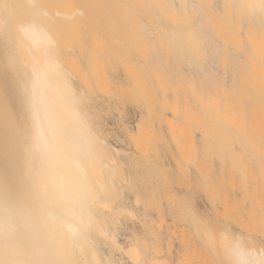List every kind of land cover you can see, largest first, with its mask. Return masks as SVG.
<instances>
[{
  "label": "bare ground",
  "instance_id": "obj_1",
  "mask_svg": "<svg viewBox=\"0 0 264 264\" xmlns=\"http://www.w3.org/2000/svg\"><path fill=\"white\" fill-rule=\"evenodd\" d=\"M224 1L226 2V0H221V3ZM229 1L234 3L236 10L242 8L244 11V14H241L248 21L247 25H249L251 36L247 31V38L250 36V44L231 43L235 42V38H240V35L238 36L235 31L238 32L237 30L243 27L240 26L241 23L234 26L222 22L220 25L219 21L211 20V18L220 17L223 14L218 11L220 6L215 4L206 8L208 10L204 9L205 7L200 10V7L197 6L198 3L182 4L181 8L185 9V12H189V14L191 11L195 12V18L194 16L192 18L195 20L191 19L192 14L187 13L192 22L188 20V24L184 23V26H173L172 24V26H168L167 22L163 23L161 19L152 23L141 20L137 30L139 29L141 36H171L172 41H177L179 36H187L193 40L196 39L195 36H198L197 38L201 39L199 42L205 39V47H208L209 52H212L211 55L215 53V57L207 58L206 66H203L206 69L209 67L207 64L210 65L212 67L210 70L214 72L213 67L220 64L218 63L219 59L217 61L215 58L222 51H227L230 54L237 49L239 54L243 55L248 52L247 49H250L252 53H264V0ZM50 2L55 4L60 1L0 0V49L3 60L2 68H0V73H2L0 80L3 83L0 82L2 85L0 92H4L0 96L3 95L6 100V105L3 104L4 102L0 103L1 106H6V109L4 106L1 107L6 112L0 111L3 114V116L0 115V123H2V117L7 116L6 119L4 118L7 120L4 132H0V264H179V261L187 255L202 254L207 249L204 248V240L197 230V225L202 221L196 211L194 212L196 214H191V222L179 225V227L183 226L178 229L181 234L175 233L172 241H168L169 245L168 243L164 245V243L170 239V236L169 238H159L157 235L159 232L154 234L143 226L150 215L145 202L142 201L141 189L136 178L140 172L149 169L150 165L144 161L145 157L143 158L144 154L141 153V150H137L119 161L120 155H122L121 149L110 145L102 135L95 117V106L90 107L93 101L90 98V102L88 97L92 95H87L86 90L77 87L75 84L77 78L74 79L75 82L73 81V78L76 77L73 75L74 72L64 65L66 62L60 55L62 52L60 49H64L63 46L61 48L60 45L58 46L60 41H58L59 38L57 40V36H60L65 30L75 29L81 24L83 26V23L88 20V13L92 12V8H89V11L81 6H68V9H63L57 6L52 7ZM168 3V8H170L168 16L173 17V9L176 5H172L173 2L170 0ZM83 4L85 5V3ZM119 4L121 5V2ZM122 5L124 4L122 3ZM108 7L104 10H109L113 15L119 14L120 9L118 11L112 5ZM185 12L184 15H186ZM101 15L102 13H97L98 17ZM109 18L111 17L109 16ZM106 20L102 19L103 22ZM96 21L97 26L105 24L101 22V18ZM216 23H218L217 26ZM107 28V33H110L111 27ZM221 31L227 36L225 37L226 41L222 39L223 36L221 39L215 37L219 36ZM240 32L242 33L241 30ZM82 35L87 37L88 34L82 30ZM231 36L236 37L229 40ZM244 39L246 38L244 37ZM115 40L118 41L117 38ZM174 41L173 44H175ZM117 45L119 47L122 45L120 40ZM70 46L66 45L69 50L72 47ZM237 57V59L232 57L234 61L232 64L230 63L231 67L237 68L243 63V56L239 58L238 55ZM68 58L67 60L70 61ZM223 60L225 61V59ZM229 62L231 61L229 60ZM189 64L194 67L193 69L203 67L200 62H188ZM191 68H189L190 71ZM201 70L205 73V70L202 68ZM82 73L85 74L83 71ZM214 74L212 76H216ZM223 75L221 74L222 78L225 76ZM229 76L233 75L229 74ZM209 78L207 79L209 80ZM213 79L211 77L212 83L215 85ZM235 83L232 84L235 87L232 86V89H230L231 87L229 89L233 90L236 95L238 106L246 108L251 106L248 89L243 91L242 88L245 87H242L241 92ZM229 89L223 95L225 97L220 100L221 103L219 101L223 107L233 101V94H230L231 98L228 97L229 94L227 95V93H233ZM237 89L240 91L239 93H237ZM216 102L213 101V105H216ZM262 102L264 103V100ZM252 118L257 119L258 116ZM1 129L3 128L1 127ZM245 151L248 153L247 149ZM159 152L156 155L157 161L152 163V167L170 166V161L177 154V151L173 149ZM225 152L228 155L229 152ZM247 153H243V155H247ZM233 154L235 155L236 152ZM249 158L252 156L249 155ZM154 159L152 158V160ZM231 160L233 159L231 158ZM228 164L230 166L227 167H231V163ZM220 167L222 168V166ZM214 172L222 173L221 170L219 172L214 170ZM209 173L211 175L213 172L209 171L207 175ZM222 174L220 178L224 180ZM210 177V180L206 177L209 180L208 186L213 184L211 180L214 178ZM206 183L205 185L208 184ZM154 186H146V189L153 192V189L156 188ZM169 188H167L168 193L174 190L172 187ZM210 188L212 189V187ZM175 192L174 190L172 193ZM253 213L250 211L243 216L247 225L254 219L255 213ZM212 218H215L219 223L223 222L224 217L214 213ZM224 221L222 226L219 223L221 227L226 223V220ZM213 222L215 223V221ZM226 224L224 226L227 227L225 229L223 227L221 232H218L220 233L219 237H215V234L218 233H213L214 238L222 244L217 252L218 264H253L254 261H258L261 251H264V244H256L253 237L243 232L241 227L236 228ZM241 224L242 220L239 225ZM167 227L166 229L170 231V227ZM219 228L217 226V229ZM188 229L196 237L192 240L193 243L198 242V244H192V248L188 247L191 243H188L187 239H181L182 234L184 235ZM212 230L210 232L207 229L211 234L206 233L208 237L210 236L206 238L208 242L214 239H210L213 237ZM211 244L214 243L211 242ZM252 252L256 253L255 257L250 255Z\"/></svg>",
  "mask_w": 264,
  "mask_h": 264
},
{
  "label": "rangeland",
  "instance_id": "obj_2",
  "mask_svg": "<svg viewBox=\"0 0 264 264\" xmlns=\"http://www.w3.org/2000/svg\"><path fill=\"white\" fill-rule=\"evenodd\" d=\"M59 1L55 4L53 2L49 4L52 7L57 6L63 9H68V6H81L86 11H89L92 8V12L88 13L89 18L86 23H83V26L81 24L75 27V29L65 30L60 36H57V40L59 38L58 41H60L58 46L60 45V48L63 46L64 49L62 50L61 48L60 50L62 52L65 51L64 53L59 52H61L60 55L63 56L62 58L66 62L64 65H67L68 69L74 72L73 75L76 77L73 78V81L77 80L75 83L77 87H82L88 93L87 95H92L88 98L89 101L92 98L93 103L90 101V105L88 101V104L91 108L95 106V117L106 141L110 145L121 149L122 155H120L119 161H122L125 156L135 153L137 150H141V153L144 154L143 158L145 157L144 161L147 165H150L149 169L147 168L140 172L136 178L141 189L142 201L145 202L150 215L143 226L154 234L159 232L157 234L159 238H169L170 236V239L164 243V245L167 243L169 245L168 241H172L175 233L181 234L178 229L183 226L179 227V225L191 222L192 213L196 211L201 216L202 222L198 221L197 230L204 240L203 246L207 250L203 251L202 254L187 255L179 261V264H218L217 252L222 247V244L216 238L219 237L220 233L218 232H221L223 227L224 229L227 227L224 226L226 223V225H230L231 227H241L244 230H242L243 232L253 237L256 244H264V103L262 102L264 100V53H252L250 49H247L248 52L243 55H240L237 49L233 50L234 53L230 52V54L227 51H222L215 58L217 61L219 59L218 63L220 64L213 67V72L210 70L212 67L208 64L207 67H209L205 69L207 58L209 59L210 56L215 57V53L211 55L212 52H209L208 47H205V39H202L204 41H201V43L199 42L201 39L197 38L198 36H195L196 39L194 38L196 41L193 38L189 39L187 36H179L177 41L173 40L175 43L173 44L171 36H141L139 29L137 30L141 20L152 23L161 19L163 23L164 21L165 23L167 22L168 26H184L188 24V20L190 22L195 20L192 19L193 16L195 18V12L191 11L192 15L189 12H185V9L181 8L182 4L198 3L197 6L200 7V10L203 7L206 9L215 4L218 7L220 6L218 11L223 13V16L213 17L211 20L215 22L219 21L220 25L222 22L234 26L241 23L240 26L242 25L241 27L245 29L240 27L241 29L237 30L238 32L235 31L238 36L240 35L241 40L240 38H235L237 35L234 33L236 36H231L229 40L235 38V42L231 43L244 42L247 45L251 42V38H249L251 31H249L246 17L242 15L244 14L242 8L239 7L241 9L236 10L234 3L229 0L222 3L221 0H170V2H173L172 5H176L173 9L174 16L170 17L168 16V11H170V8H168L169 0ZM88 1H92L93 3H89ZM203 1L205 2L203 3ZM120 2L121 5L119 4ZM209 2L210 5H208ZM111 5L116 7L118 11L120 9L118 12L120 15H113L109 10H104V8H109L108 6ZM93 7L94 9L96 8L95 11ZM183 11L187 16L183 14ZM97 13H102V15L98 17ZM187 13L191 15L192 20L189 19L190 16ZM99 18H101V22L104 21H102L103 18L107 19L106 22H103L105 24L101 23L102 25L97 26L96 20ZM218 23L215 25L217 26ZM103 26L106 28V31ZM109 26L111 27V32L107 33V27ZM101 28L104 29L98 30ZM82 30L89 36H83ZM92 31L95 32L93 35ZM247 31L250 35L248 38ZM222 34L225 35L221 31L220 35L215 37L221 39L223 36L222 39L225 40L227 36ZM115 38L121 41L122 45L120 47L117 45L118 41ZM199 44L202 45L200 46ZM66 45H71L73 49L70 46L71 49L69 50V47H66ZM235 52L238 53L236 55H239V58L243 56L244 60L237 68L231 67L234 61L232 57H235L234 59L238 58ZM68 56H71V58H68ZM1 58L2 52L0 49V68H2L3 63ZM226 59L228 60L226 61ZM188 62H200V65H205L201 67L205 70V73L201 72V68L193 69L194 67L191 64L188 65ZM225 62L231 64L228 65ZM220 65L221 67H219ZM189 68H191V71ZM208 70L213 73H209ZM219 72L226 77L223 75L224 77L222 78ZM228 72L233 76H229ZM81 73L84 77H81ZM198 73L202 74L199 75ZM214 73L216 76H212ZM0 76H2V73H0ZM211 77L212 79L214 77L215 85H213ZM232 81L234 83L239 82L237 83L238 86L235 83L239 90L242 87H245L242 88L243 91L248 89L249 101L252 102L251 106L247 108L238 106L236 95H234L233 90H230L232 86L233 88L235 87L232 85L234 84ZM0 82L3 84L1 80ZM229 87L231 88L229 89ZM228 89L233 92L227 93L230 98L234 96L233 101L231 102L232 104L228 103V105L223 107L220 104V100L225 97L223 95L225 92H228ZM238 89L236 90L237 93L242 92V90L238 91ZM230 94L233 95L230 96ZM211 95L213 98H210ZM1 96L0 100L4 97L3 95ZM211 99L217 101V104L213 105ZM3 100L0 103L4 102L3 104L6 105V100ZM2 106L0 105V108ZM4 107L6 109V106ZM5 109L1 108L0 111H4L3 113H5ZM0 115L3 116L2 113ZM253 116H258V118H252ZM5 117H2L4 121L2 120V123H0V132H4V126L7 123ZM241 144L243 148L248 150V153L245 151L246 149L241 150L243 149ZM169 149L177 151L175 157L170 161V166L153 165L154 167H152V163L157 161L156 155L160 153L159 151ZM225 151L229 152L228 155ZM233 152H236V154L234 155ZM243 153H247V155H243ZM249 155L254 159L249 158ZM151 156L153 159H156L152 160ZM226 158L227 161H225ZM250 159L254 160L253 164ZM228 163H231V167H227L228 165L230 166ZM214 170L216 172L221 170L224 174L221 173L224 180H221V174H216ZM209 171L213 172L211 174H214L212 177H210V173V176L207 175ZM206 177L208 179L209 177L211 179L214 178L211 180L213 182L212 186H208L210 179L208 180ZM205 182L208 184L206 183L207 185H205ZM151 185L156 186L153 192L146 189V186ZM168 187H172L176 191V195L172 193L174 190L172 192L169 191L172 194L170 195ZM250 211L255 213V217L247 225L243 216ZM214 213L223 215V222L226 220L223 227H221L223 222H219L221 223L220 226L215 218H212ZM241 220L242 224L239 225ZM206 225H208L207 229L209 231L213 229V237L210 239L214 238V232L218 233L215 234L216 238L211 241L214 243L213 245L210 240L209 243L206 239L208 235H211L207 231ZM167 226L170 227V231L166 229ZM217 226L220 228L217 229ZM173 228L175 230H172ZM195 238L190 229L181 236V239H187L188 243H191L188 245L189 248H192V244L194 243L198 244V242L193 243L192 240Z\"/></svg>",
  "mask_w": 264,
  "mask_h": 264
},
{
  "label": "snow or ice",
  "instance_id": "obj_3",
  "mask_svg": "<svg viewBox=\"0 0 264 264\" xmlns=\"http://www.w3.org/2000/svg\"><path fill=\"white\" fill-rule=\"evenodd\" d=\"M251 256L255 257L256 253L252 252L250 253ZM253 264H264V251H261L260 253V259L258 261H254Z\"/></svg>",
  "mask_w": 264,
  "mask_h": 264
}]
</instances>
